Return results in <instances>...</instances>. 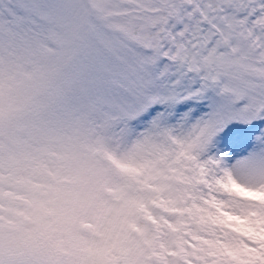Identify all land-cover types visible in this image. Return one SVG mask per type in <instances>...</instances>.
<instances>
[{
    "label": "snow or ice",
    "instance_id": "snow-or-ice-1",
    "mask_svg": "<svg viewBox=\"0 0 264 264\" xmlns=\"http://www.w3.org/2000/svg\"><path fill=\"white\" fill-rule=\"evenodd\" d=\"M0 264H264V0H0Z\"/></svg>",
    "mask_w": 264,
    "mask_h": 264
}]
</instances>
